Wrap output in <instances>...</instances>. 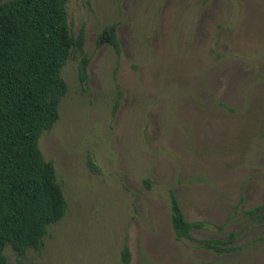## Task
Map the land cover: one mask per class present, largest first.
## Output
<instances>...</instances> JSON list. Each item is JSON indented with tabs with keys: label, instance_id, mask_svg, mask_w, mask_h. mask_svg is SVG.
<instances>
[{
	"label": "rangeland",
	"instance_id": "374dc122",
	"mask_svg": "<svg viewBox=\"0 0 264 264\" xmlns=\"http://www.w3.org/2000/svg\"><path fill=\"white\" fill-rule=\"evenodd\" d=\"M68 13L75 37L85 26L88 82L76 52L39 140L68 210L8 264H121L125 245L131 264H264V221L235 210L264 205V0H70ZM111 24L119 59L96 45ZM170 191L210 225L193 240L175 237ZM232 232L233 253L200 243Z\"/></svg>",
	"mask_w": 264,
	"mask_h": 264
},
{
	"label": "trees",
	"instance_id": "16d2710c",
	"mask_svg": "<svg viewBox=\"0 0 264 264\" xmlns=\"http://www.w3.org/2000/svg\"><path fill=\"white\" fill-rule=\"evenodd\" d=\"M70 0H0V264H8L5 250L18 256L40 250L51 226L67 214L68 202L52 162L39 147L41 136L60 119V104L68 86L62 71L78 52L82 55L80 81L88 82L90 58L84 51L83 25L75 37L69 22ZM117 24L98 35V48L110 46L119 59ZM118 96L122 93L117 85ZM119 106L117 99L114 113ZM113 113V114H114ZM91 169L98 171L93 161ZM171 223L178 241L193 240V230L210 226L188 222L174 191H170ZM243 198L240 205L243 203ZM264 205L236 214L255 223L264 221ZM224 224L218 227L221 231ZM232 232L226 241L203 239V248L219 254L237 250ZM125 245L121 264H131Z\"/></svg>",
	"mask_w": 264,
	"mask_h": 264
}]
</instances>
